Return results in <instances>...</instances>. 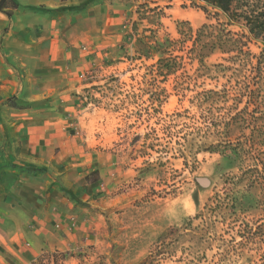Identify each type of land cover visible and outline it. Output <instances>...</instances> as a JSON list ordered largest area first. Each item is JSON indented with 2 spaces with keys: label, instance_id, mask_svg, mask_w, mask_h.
<instances>
[{
  "label": "rangeland",
  "instance_id": "rangeland-1",
  "mask_svg": "<svg viewBox=\"0 0 264 264\" xmlns=\"http://www.w3.org/2000/svg\"><path fill=\"white\" fill-rule=\"evenodd\" d=\"M93 12L96 35L75 42L96 56L83 77H31L15 68L16 83L30 91L71 90L62 105L72 130L108 153L112 168L95 228L74 250L46 252L31 264H264V42L245 40L251 62L238 67L243 86L232 87V72L215 67L230 66L223 59L230 55L205 53L202 67L167 42L218 21L246 32L220 9L203 0H100ZM18 35L38 34L19 28ZM141 41L168 51L147 59ZM45 48L16 45L13 53L27 62L45 57ZM254 67L263 73L258 86ZM208 90L220 99L200 98Z\"/></svg>",
  "mask_w": 264,
  "mask_h": 264
},
{
  "label": "crops",
  "instance_id": "crops-1",
  "mask_svg": "<svg viewBox=\"0 0 264 264\" xmlns=\"http://www.w3.org/2000/svg\"><path fill=\"white\" fill-rule=\"evenodd\" d=\"M99 4L0 0V30H7L0 54V264H31L46 252L74 250L95 228L96 214L106 209L112 172L108 153L91 148L72 130L62 105L71 90L51 95L15 81V68L31 77H83L96 56L75 42L96 35L93 11ZM19 28L38 35L19 36ZM27 44L46 47L47 55L16 59L14 47ZM11 98L26 107H12Z\"/></svg>",
  "mask_w": 264,
  "mask_h": 264
},
{
  "label": "trees",
  "instance_id": "trees-1",
  "mask_svg": "<svg viewBox=\"0 0 264 264\" xmlns=\"http://www.w3.org/2000/svg\"><path fill=\"white\" fill-rule=\"evenodd\" d=\"M208 5L218 8L223 11L228 17L231 23L239 25L244 29L243 34H237L232 31H228L224 28L218 21V25H204L201 29L193 31L189 29L188 31L179 32L180 38L174 40H167L176 51L186 52L189 59L194 63L198 62L200 66L204 67L205 62V53H213L216 51L221 52L223 55H230L229 58L225 59L230 66H224V64H218L215 67L224 68L226 71L232 72L229 77L230 84L232 87L243 86L239 81V66L250 65L251 62V53L246 52L245 48L247 47L245 40H257L264 42V0H203ZM206 13L207 9H204ZM148 40V38H145ZM143 44V41L140 42ZM189 45V46H187ZM146 51L145 57L150 59L152 51H157V53L165 54L168 51L167 47L162 43H157L156 46L152 44H143ZM175 68L171 69L172 72H177L179 70V57H174ZM167 59L164 57L160 58L157 62L159 73L164 75V67L167 64ZM254 72V81L253 85H261L257 79H263L260 67L253 68ZM233 82L235 84H233ZM245 87L250 88L251 82L245 81ZM253 90H250V95H252ZM225 93L224 99L227 97V90L223 91ZM200 98H203L206 102H213L216 99H220V95L215 90L204 91L199 94ZM13 102L12 107H18L15 98L9 99L8 102ZM234 119L233 117L231 118ZM234 203L244 204L241 200L235 198ZM142 264H153V261L146 260Z\"/></svg>",
  "mask_w": 264,
  "mask_h": 264
}]
</instances>
